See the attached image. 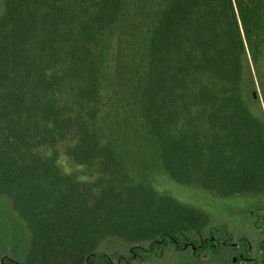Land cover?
<instances>
[{"label": "trees", "instance_id": "16d2710c", "mask_svg": "<svg viewBox=\"0 0 264 264\" xmlns=\"http://www.w3.org/2000/svg\"><path fill=\"white\" fill-rule=\"evenodd\" d=\"M3 1L0 198L28 247L0 264H144L187 248L189 264L219 248L222 264H264L245 235L233 240L155 184L165 175L218 197L264 192V116L244 88L249 54L264 107V0H139L147 64L133 75L110 58L124 0ZM116 80L111 106L104 90ZM61 146L98 176L63 172Z\"/></svg>", "mask_w": 264, "mask_h": 264}, {"label": "rangeland", "instance_id": "374dc122", "mask_svg": "<svg viewBox=\"0 0 264 264\" xmlns=\"http://www.w3.org/2000/svg\"><path fill=\"white\" fill-rule=\"evenodd\" d=\"M138 3L139 0H124L125 7L119 17L111 40V64H114V62L127 64V68L132 75L137 71L145 72L147 64L146 43L148 33ZM4 4V1L1 2L0 0V13L5 8ZM244 63L246 97L252 111L263 117L264 107L257 82L256 66L249 54H247ZM258 66V69L264 72V51L259 57ZM119 83L116 80L104 90V93H111V102H109L111 106L121 104ZM58 165L63 172L76 173L81 180L92 181L98 176V173L93 169L72 162L64 154L62 146L60 147ZM155 179V184L161 192H166L179 201L203 207L210 214L211 220L209 223L211 226L223 227L226 225L227 231L233 236V240H239L241 235H245L251 245V252L258 253V243L264 232V192L260 194H235L224 198L218 197L208 190L178 183L165 175H160ZM201 233L203 237L194 235V241L198 248L208 243L207 239L204 238L206 237L205 229ZM214 236L218 239L222 237V234L215 231ZM214 241L217 242L218 240L214 239ZM27 247V228L12 208L10 201L5 197H1L0 258L5 254H10V256L20 259L25 255ZM189 251V248H187L183 251L186 254L180 255L170 249L169 252L165 251L160 259L147 256L144 264H189L181 260L185 256L188 257ZM224 254V250L219 248L214 255L208 252L201 253L198 259L208 262L207 264H222L219 256ZM175 255L176 257H174ZM233 255L235 253L228 256L229 261L231 257H235ZM194 264L202 263L194 262Z\"/></svg>", "mask_w": 264, "mask_h": 264}, {"label": "flooded vegetation", "instance_id": "af4514ba", "mask_svg": "<svg viewBox=\"0 0 264 264\" xmlns=\"http://www.w3.org/2000/svg\"><path fill=\"white\" fill-rule=\"evenodd\" d=\"M262 238H264V232L262 233ZM259 244H260V242H259ZM259 244H258V253H260V252L263 253L264 252V247H261Z\"/></svg>", "mask_w": 264, "mask_h": 264}, {"label": "water", "instance_id": "95a60500", "mask_svg": "<svg viewBox=\"0 0 264 264\" xmlns=\"http://www.w3.org/2000/svg\"><path fill=\"white\" fill-rule=\"evenodd\" d=\"M253 49H254V47H253Z\"/></svg>", "mask_w": 264, "mask_h": 264}]
</instances>
